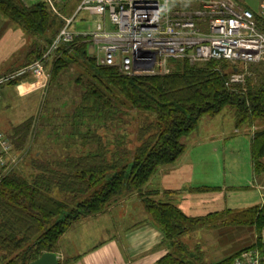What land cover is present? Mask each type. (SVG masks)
<instances>
[{
	"label": "trees",
	"instance_id": "16d2710c",
	"mask_svg": "<svg viewBox=\"0 0 264 264\" xmlns=\"http://www.w3.org/2000/svg\"><path fill=\"white\" fill-rule=\"evenodd\" d=\"M0 14L48 46L60 26V20L43 2L0 0ZM76 40L57 49L51 68L54 74L73 62L79 67V79L74 82L79 94L70 104L62 105L72 117L71 123L68 120L64 125L67 133L63 132L62 138L70 147L82 141L84 148L89 140L97 146L86 147L87 151L79 155L65 151L58 156L60 160L36 164V173L29 176H19L10 169L0 171V264H29L44 252L57 251L59 238L75 222L100 214L133 193L142 196L146 212L170 248L160 260L162 264H204L200 253L190 252L181 237L204 222L222 219L223 214H232L233 221L239 219L240 225L258 234L264 228V204L194 218L173 203L158 199V192L146 186L159 168L173 164L184 153L185 139L203 116L218 115L227 106L236 127L264 123V73L254 66L253 75L244 83H230V73L224 69L228 62L190 63L180 59L171 63L166 74L127 75L116 66L98 65L87 43ZM43 46L33 45L31 52L37 53L34 59L48 47L43 50ZM72 52L77 54L76 61L69 59ZM123 109L150 114L154 119L140 128L139 144L132 151L118 146L108 157V143L99 132L109 130L107 124L121 126L128 114ZM29 130L28 120L15 127L8 137L14 149ZM263 158L264 129L253 132L250 138V159L256 175L264 171ZM236 254L212 264H232Z\"/></svg>",
	"mask_w": 264,
	"mask_h": 264
},
{
	"label": "rangeland",
	"instance_id": "374dc122",
	"mask_svg": "<svg viewBox=\"0 0 264 264\" xmlns=\"http://www.w3.org/2000/svg\"><path fill=\"white\" fill-rule=\"evenodd\" d=\"M52 1L55 4L56 12L48 9L53 16L60 20L58 30L64 23L62 18H71L76 14L72 20V29L77 34L76 41H84L83 37L82 39L79 37L84 32H78L75 29L77 24H82L83 28L91 30L94 28L95 23L101 20V17L89 15L84 11L76 13L81 0H79V3H77L78 0ZM259 1L238 0L241 5L249 7L252 10L258 9ZM82 17H85V19L80 22ZM8 23L14 29L18 28V30H21L26 44L18 53L17 57L19 59H16L20 63L18 62L19 64L16 67L0 72V80H5L0 84V129L7 137H10L15 127L27 120L30 122V130L25 135L26 139L19 138L17 140V147L15 146V149L13 148L8 163L11 166L10 171L13 170L19 176H29L36 173V164L60 160L62 158H58V156H62L65 151L79 155L87 151L86 147L95 149L97 144L94 140H89V144H86V147L83 148L80 146L82 141H78L75 143L76 146L70 147L67 146V142L63 141L62 138L67 133L64 128L65 123H68V120L71 123L72 120L71 116H67L66 107L64 109L62 105L70 104L74 100L75 94L76 96L79 94V88L74 84V82L77 83L79 76L78 65L73 64V62L67 68L60 69L58 73L53 74L51 68L57 56V53H54L46 65V76L36 77L32 73L16 76L15 73L20 67L29 63L37 56V53L34 54L31 52L33 45L39 44L43 46L44 41L26 33L19 25L9 21ZM56 33L55 31L52 34L55 36ZM47 46L45 44L42 47L43 50ZM0 54L3 55V49L0 50ZM11 58L8 63L14 61V56ZM75 58L77 59V54L72 52L69 55V59L76 61ZM254 66L257 67L258 72L264 73V62L247 65H232L231 63H226L224 69L231 75L232 71L237 68V72L239 71L241 75L240 81L238 82L244 83L247 76L253 75L251 68ZM230 75H228L229 79ZM229 82L233 83L230 80ZM123 111L128 114L123 116L121 126H116L115 128L113 126L114 123L107 124L109 130L98 131L103 136V139H105V143H108V148L110 149V152L107 154L108 157H112L114 151L118 149V146L128 148L132 151L139 144L138 137L140 128L151 123L154 119V116L139 111L126 109H123ZM69 112H72V110H69ZM232 116L234 117L230 108L227 106L218 115L203 116L198 123L197 129L185 139V143L186 146L187 141L189 143L204 144L195 155L207 156L211 164L217 166V170L220 169L219 180L222 186L225 185L229 189L225 193V199H223L226 202V208L241 211L261 202V194H264V190L246 188V186H251L253 180L250 165L249 138L246 137L247 135L232 134V132H227L222 135V127H227L229 124L232 130H234V124L236 122L235 118L234 120L232 119ZM250 124L243 123L241 126L252 127L253 132L264 129V123L259 122L258 124L255 122ZM241 126L238 127L241 128ZM63 132L64 134H62ZM262 161L264 162V158ZM258 175L263 176L264 171ZM132 195L137 196V193L128 196L132 197ZM128 196L119 198L117 202L110 206L119 204ZM139 197L143 203L142 196ZM222 216V219H212L213 221L204 222L203 226L201 225L200 228L189 234V236H186L183 240L186 242L185 244L190 252L195 253V255H199L198 253H200L202 263L204 264H212L214 261L228 257L235 251H239L248 246L253 240L254 232L251 227L240 225L238 223L239 219H237V222L233 221L232 214H223ZM200 262L194 263L201 264ZM231 263L233 264L232 261Z\"/></svg>",
	"mask_w": 264,
	"mask_h": 264
},
{
	"label": "built area",
	"instance_id": "2783aa9c",
	"mask_svg": "<svg viewBox=\"0 0 264 264\" xmlns=\"http://www.w3.org/2000/svg\"><path fill=\"white\" fill-rule=\"evenodd\" d=\"M22 1L43 2L56 12L52 0ZM82 11L101 17L93 29L80 34L88 47L93 46L96 63L116 66L127 75L166 74L180 59L232 65L264 62V0L257 10L236 0H81L76 13ZM75 16L62 18L64 23L47 49L15 75L46 76V65L57 49L77 36L72 29ZM240 78L235 68L229 80ZM12 150L0 130V171L11 168ZM233 264H264V228L254 246L235 255Z\"/></svg>",
	"mask_w": 264,
	"mask_h": 264
},
{
	"label": "crops",
	"instance_id": "0c3cea01",
	"mask_svg": "<svg viewBox=\"0 0 264 264\" xmlns=\"http://www.w3.org/2000/svg\"><path fill=\"white\" fill-rule=\"evenodd\" d=\"M84 19L82 17L80 22ZM75 29L78 32L88 31L82 24H77ZM25 44L21 30L14 29L0 14V50L3 49V55L0 54V72L20 63L16 59H19L18 53ZM13 56L14 61L10 65L8 61ZM221 131L222 135L227 132L247 135L250 146L252 127L235 126L232 130L229 124L222 127ZM203 145L187 141L185 153L173 164L160 168L146 186V189L158 192V199L173 203L186 216L194 218L229 209L223 200L229 189L222 186L219 180L220 169L217 170V166H213L207 156L195 155ZM251 174V186L246 188L264 190V175H256L252 165ZM261 195L262 201L248 208L263 205L264 194ZM137 196H128L100 214L75 222L58 240L55 252L60 264H162L160 260L170 248L163 232L152 221L141 198ZM191 233L183 235L181 240ZM255 237L254 232L250 244L255 242Z\"/></svg>",
	"mask_w": 264,
	"mask_h": 264
},
{
	"label": "water",
	"instance_id": "95a60500",
	"mask_svg": "<svg viewBox=\"0 0 264 264\" xmlns=\"http://www.w3.org/2000/svg\"><path fill=\"white\" fill-rule=\"evenodd\" d=\"M89 54L93 52V46L89 47ZM29 264H60L57 253L56 252H44L34 261Z\"/></svg>",
	"mask_w": 264,
	"mask_h": 264
}]
</instances>
